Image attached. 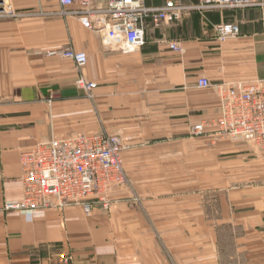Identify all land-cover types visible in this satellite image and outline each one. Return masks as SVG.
<instances>
[{
  "label": "crops",
  "instance_id": "obj_1",
  "mask_svg": "<svg viewBox=\"0 0 264 264\" xmlns=\"http://www.w3.org/2000/svg\"><path fill=\"white\" fill-rule=\"evenodd\" d=\"M59 10L58 0H13L15 16L0 18V264H65L68 255L73 264H264V148L213 129L191 134L220 114L199 78L264 79L262 7L198 9L159 26L148 18L145 45L128 52ZM229 22L241 32L222 42L215 27ZM66 47L87 53L93 99L75 85L74 61L45 54ZM101 131L125 140L132 188L115 191L109 209L2 210L23 198V151ZM207 191L218 193L212 218Z\"/></svg>",
  "mask_w": 264,
  "mask_h": 264
},
{
  "label": "built area",
  "instance_id": "obj_2",
  "mask_svg": "<svg viewBox=\"0 0 264 264\" xmlns=\"http://www.w3.org/2000/svg\"><path fill=\"white\" fill-rule=\"evenodd\" d=\"M63 16L76 17L87 29L106 35L109 43H116L123 51L136 50L146 43L145 20L155 26L163 22L181 20L193 10L217 7H250L261 5L259 0H199L187 6L184 0H165L160 7H148L145 0H58ZM13 0H0V17L14 16ZM217 37L224 42L241 32L238 23H222L215 27ZM170 47L182 51L180 41ZM49 55L71 59L78 70L88 61L87 53L67 47ZM79 88L92 97L97 87L83 74L76 80ZM199 88H215L220 100V114L208 123L216 134L228 137L235 143L254 144L264 148V79L244 84L229 82L213 84L201 77ZM204 121L193 126L195 135L207 132ZM120 135L107 133L78 134L58 137L37 143L21 155L24 198L6 201L4 210L18 211L31 216L35 210L63 209L70 205L82 206L89 215L93 206L108 208L110 188L127 182Z\"/></svg>",
  "mask_w": 264,
  "mask_h": 264
},
{
  "label": "rangeland",
  "instance_id": "obj_3",
  "mask_svg": "<svg viewBox=\"0 0 264 264\" xmlns=\"http://www.w3.org/2000/svg\"><path fill=\"white\" fill-rule=\"evenodd\" d=\"M261 6V5H260ZM251 7V6H250ZM262 7V6H261ZM232 8H234V7H232ZM236 8V7H235ZM239 8H242V7H239ZM245 8V7H244ZM13 9V8H12ZM262 11H263V7H262ZM14 13V12H13ZM26 15H48V14H50V13H45V12H43V11H38V12H28V13H25ZM14 16H15V13H14ZM63 16V15H62ZM5 17V16H4ZM6 17H11V16H6ZM65 17H67V16H65ZM0 18H2V17H0ZM163 23H165V22H163ZM93 31V30H92ZM107 40V39H106ZM67 48V47H66ZM70 48H72V47H70ZM63 49H65V48H63ZM63 49H61V50H63ZM74 49V48H73ZM61 50H46L45 51V54L47 55V56H60V57H63V56H61V55H49V52L50 51H61ZM75 50V49H74ZM63 58H65V57H63ZM71 60V59H70ZM76 65V64H75ZM77 70H78V68H77ZM78 72H79V75H81V74H83L84 75V73L82 72V70H78ZM79 75H78V77H79ZM85 76V75H84ZM77 77V78H78ZM87 78V77H86ZM77 80V79H76ZM217 84H219V83H217ZM75 85L77 86V84H76V81H75ZM77 88L78 89H80V90H82L84 93H85V95L87 96V98H89V99H93L94 98V94H93V92H92V94H93V96L92 97H90V96H88V93L85 91V90H83V89H81V88H79L78 86H77ZM215 89V88H214ZM94 91V90H93ZM210 121V120H209ZM209 121H207V120H204V122L205 123H207V122H209ZM202 122V121H201ZM194 126V125H193ZM209 129H213L210 125H208V123H207V126H206V130H208L209 131ZM102 133H107V132H104V131H101ZM101 132H96V133H101ZM80 134H88V133H80ZM107 134H109V133H107ZM191 134L193 135V136H202V135H195L194 133H193V127L191 128ZM206 134V133H205ZM205 134H203V135H205ZM210 134L211 135H215V136H218V137H221V136H219L218 134H216L215 133V131H214V129L210 132ZM76 135H78V134H76ZM117 135V134H116ZM74 136V135H73ZM122 137V136H121ZM221 138H226V139H228V140H230L231 142H233L230 138H228V137H221ZM52 139H54V138H52ZM51 139V140H52ZM122 139H123V137H122ZM125 140L123 139V145H124V149H123V151H122V159H123V164H124V169H125V173H126V177H127V182L125 183V184H123V185H114V186H112L111 188H110V204H109V207L108 208H104V207H102L101 205H95V206H93V208L94 207H96V206H99V207H101V208H104V209H109L110 208V206H111V202H112V195H113V193L115 192V191H117L118 189H120V188H123V189H132L131 188V179H130V176L128 175V173H127V169H126V167H125V163H124V157H123V152H124V150H125V142H124ZM233 143H235V142H233ZM239 144H247V143H239ZM254 145V144H253ZM256 146V145H255ZM23 152H25V151H23ZM22 152V153H23ZM22 153H21V155H22ZM21 155H20V164H21ZM21 167H22V165H21ZM22 173H23V170H22ZM23 175V174H22ZM22 177V176H21ZM21 180V179H20ZM22 182V181H21ZM23 185V184H22ZM206 211H207V215L209 216V218L211 217H213L214 216V210H215V205L217 204L216 202H214V201H216V199H217V195H218V193L217 192H214V191H207L206 192ZM23 198H24V193H23ZM22 198V199H23ZM21 199V200H22ZM5 203V202H4ZM4 203H3V205H2V210L3 211H6V210H4ZM80 206V205H79ZM82 207V206H81ZM93 208H92V211H93ZM40 209H45V208H40ZM36 211V210H35ZM92 211H91V213H92ZM90 213V214H91ZM22 214V213H21ZM89 214V215H90ZM87 215V214H86ZM27 216V215H26ZM65 264H73V260H74V258H73V256L72 255H68V256H65V257H62V259H61Z\"/></svg>",
  "mask_w": 264,
  "mask_h": 264
}]
</instances>
